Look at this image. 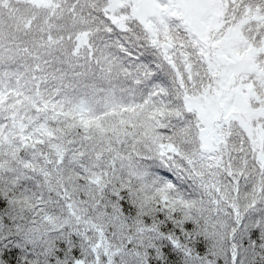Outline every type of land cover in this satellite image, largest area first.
Listing matches in <instances>:
<instances>
[{
  "label": "snow or ice",
  "instance_id": "6c2138e0",
  "mask_svg": "<svg viewBox=\"0 0 264 264\" xmlns=\"http://www.w3.org/2000/svg\"><path fill=\"white\" fill-rule=\"evenodd\" d=\"M0 264H264V0H0Z\"/></svg>",
  "mask_w": 264,
  "mask_h": 264
}]
</instances>
